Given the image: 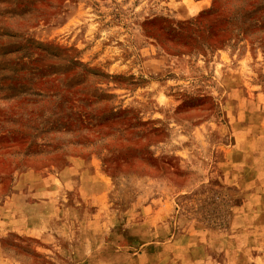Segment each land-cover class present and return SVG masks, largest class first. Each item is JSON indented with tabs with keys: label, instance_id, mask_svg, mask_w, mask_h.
Segmentation results:
<instances>
[{
	"label": "rangeland",
	"instance_id": "obj_1",
	"mask_svg": "<svg viewBox=\"0 0 264 264\" xmlns=\"http://www.w3.org/2000/svg\"><path fill=\"white\" fill-rule=\"evenodd\" d=\"M214 3L0 0V264H264L263 33L153 36Z\"/></svg>",
	"mask_w": 264,
	"mask_h": 264
},
{
	"label": "trees",
	"instance_id": "obj_2",
	"mask_svg": "<svg viewBox=\"0 0 264 264\" xmlns=\"http://www.w3.org/2000/svg\"><path fill=\"white\" fill-rule=\"evenodd\" d=\"M48 9L54 10L51 5ZM235 29L254 42L255 35L262 32L257 42L264 46V0H215L214 7L193 23L180 24L177 31L159 28L153 36L164 49L182 52L202 46L222 48L230 42Z\"/></svg>",
	"mask_w": 264,
	"mask_h": 264
},
{
	"label": "crops",
	"instance_id": "obj_3",
	"mask_svg": "<svg viewBox=\"0 0 264 264\" xmlns=\"http://www.w3.org/2000/svg\"><path fill=\"white\" fill-rule=\"evenodd\" d=\"M4 259L0 256V262H2Z\"/></svg>",
	"mask_w": 264,
	"mask_h": 264
}]
</instances>
